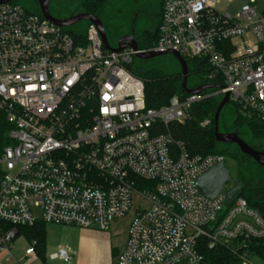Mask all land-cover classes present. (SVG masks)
Returning a JSON list of instances; mask_svg holds the SVG:
<instances>
[{
	"label": "built area",
	"instance_id": "2783aa9c",
	"mask_svg": "<svg viewBox=\"0 0 264 264\" xmlns=\"http://www.w3.org/2000/svg\"><path fill=\"white\" fill-rule=\"evenodd\" d=\"M220 3L162 0L156 43L120 52L93 23L82 43L17 2L0 4V116L10 125L0 153V253L38 220L107 231L134 208L116 264H202V241L233 252L229 264H256L249 241L264 238L263 215L242 196L227 203L226 189L202 194L197 178L223 156L190 153L170 129L195 103L226 93L264 121V9L257 0L235 12ZM148 51L205 58L207 84L220 87L148 107L144 82L128 69ZM25 254L31 261L33 242ZM56 256L69 259L63 248Z\"/></svg>",
	"mask_w": 264,
	"mask_h": 264
},
{
	"label": "trees",
	"instance_id": "16d2710c",
	"mask_svg": "<svg viewBox=\"0 0 264 264\" xmlns=\"http://www.w3.org/2000/svg\"><path fill=\"white\" fill-rule=\"evenodd\" d=\"M13 1L15 2V0ZM110 1L112 0H83L81 9L82 12L99 16L100 12ZM36 6L34 11H30L42 15L38 5ZM66 30L76 41L85 42V32L69 28ZM157 37L158 30H145L143 33L136 35V41L139 48H149L156 43ZM226 50H231V46H227ZM186 61L188 66V81L193 76L197 81V85H204L210 82L208 78L210 65L207 59L196 57L188 58ZM128 69L144 82L148 107L158 108L167 105L175 95L180 97L188 96V93L182 87V71L167 73L156 68L140 70L133 68L132 64L128 65ZM216 84L220 85V80H217ZM214 90H206L205 93ZM220 101L221 99L217 96H209L195 103L192 109V117L183 123H172L170 125L171 133L174 140L183 142L192 154H219L222 156L223 154H229L239 161V154L237 152L235 153L227 149L223 151L218 150V143L214 136V115ZM232 111L234 113V119L228 129L239 130L241 127L246 126L254 138L264 140V121L256 115L244 112L235 103H233ZM207 119L210 120V123L203 125L202 123ZM9 127L10 125L7 123L5 117L1 115L0 153L3 147L9 143L6 136V131ZM237 167L239 169V177L243 182L242 191L238 195L244 197L248 204L257 209L264 217V183L257 186L247 184L251 180L244 175L242 162L239 161ZM19 232L24 233L28 240L34 243V247L38 251L41 252L44 249L46 242L44 222H38L30 227H19ZM249 249L250 252L264 256V238L249 241ZM201 252L204 256L202 264H229L236 258L235 254L226 247L219 246L210 249L203 241Z\"/></svg>",
	"mask_w": 264,
	"mask_h": 264
},
{
	"label": "rangeland",
	"instance_id": "374dc122",
	"mask_svg": "<svg viewBox=\"0 0 264 264\" xmlns=\"http://www.w3.org/2000/svg\"><path fill=\"white\" fill-rule=\"evenodd\" d=\"M50 12L57 17L68 18L72 15L82 12L81 3L83 0H49ZM162 0H112L110 1L104 9L100 12V18L105 25L106 34L108 41L112 47H117L119 39L129 33L132 29L135 31L134 35L143 33L145 30L157 31V24L161 18ZM259 3V11L264 9V0H257ZM18 4L27 10L34 11L38 5L37 0H15ZM249 2V0H221L219 8L229 12H235L243 4ZM139 10H142L138 13ZM138 14V16H137ZM89 21L83 19L77 23L67 27L69 29L79 30L85 32L88 28ZM133 68L140 70H148L152 68L163 70L167 73H173L177 71H182L181 65L177 58L173 54H163L150 59H140L135 56L132 63ZM197 85L196 79L191 76L188 81V86L193 88ZM220 99L222 98L219 97ZM229 105L225 106L220 115V131L226 132L227 127L232 125L234 119V113L232 111L233 103L229 102ZM240 137L245 140L248 144L254 146L264 147V140L256 139L252 136L249 129L244 126L239 130ZM230 148L233 152L236 149L234 144L219 143L218 150L223 151ZM236 153V152H235ZM238 153V152H237ZM223 159H225V165L230 170L232 177L236 176L238 160L229 154H223ZM243 173L251 181L247 184L257 186L264 183V168L259 166L256 161L242 162ZM2 166L0 164V170ZM133 210H131L126 216L119 219V231L115 235V240H123L128 230V225L132 219ZM118 221V220H117ZM66 226H57L53 224L47 225V247L53 245V250H56L58 244H63L65 240L64 230ZM22 244L20 246L26 245L22 239ZM250 258L256 264H264V256L258 253L250 252ZM17 261L25 264L26 257L24 252L21 250L16 256ZM43 264L42 262L34 261L33 264ZM45 264H62L61 260L51 259L47 257Z\"/></svg>",
	"mask_w": 264,
	"mask_h": 264
},
{
	"label": "water",
	"instance_id": "95a60500",
	"mask_svg": "<svg viewBox=\"0 0 264 264\" xmlns=\"http://www.w3.org/2000/svg\"><path fill=\"white\" fill-rule=\"evenodd\" d=\"M13 0H0L1 3L11 2ZM39 10L42 16L49 20L50 22L63 27H69L78 21L86 19L89 23L96 25L104 46L115 52H120L127 48H133L138 50V44L134 35V31L121 37L119 39L117 47H112L108 41L106 34L105 25L102 22L101 18L98 15L88 14L81 12L75 15H72L68 18H61L54 16L49 9V0H37ZM163 54H173L179 61L182 68V87L188 94H200L205 90L219 88L220 85L210 83L204 84L197 87L188 86V66L187 61L179 53L168 51L165 53L148 51V52H138L136 54L140 59H150ZM229 103V95L226 93L221 99L217 110L214 115V136L217 142L225 143H235L239 147L240 151L245 155L253 158L261 166L264 167V152L256 150L245 140H243L238 132H221L220 131V115L223 108ZM198 190L207 197L215 198L218 194L223 192L224 189L227 190L226 202H231L232 198L238 195L243 188V182L238 174L235 177H232L230 170L225 165V159H222L219 163L211 167L208 171L200 175L196 180Z\"/></svg>",
	"mask_w": 264,
	"mask_h": 264
},
{
	"label": "crops",
	"instance_id": "0c3cea01",
	"mask_svg": "<svg viewBox=\"0 0 264 264\" xmlns=\"http://www.w3.org/2000/svg\"><path fill=\"white\" fill-rule=\"evenodd\" d=\"M159 9H162V1ZM159 23L156 26L157 28ZM119 219L120 218L116 219L112 223L110 229L107 231H103L98 228H80L72 225L45 223L46 242L45 247L41 252L35 248V254L31 256V261H27L25 249L27 248L30 241L24 233H20L11 252L0 253V264H23L17 261L16 258L21 250L24 252L26 257V261H24L25 264H33L34 261H40L45 264L47 257L61 260L62 264H116L117 257L124 250L128 239L127 230L123 240H115L114 234H117L119 231ZM38 222L43 221L38 220L37 223ZM48 224L66 226V229L64 230L65 240L63 244H58V246L55 247L57 248L56 250L52 249L53 245H50L49 248L47 247ZM22 239L25 242H28L24 246V250L23 246H20L23 243ZM60 248H63L67 251L69 255L68 260L56 256V253Z\"/></svg>",
	"mask_w": 264,
	"mask_h": 264
},
{
	"label": "flooded vegetation",
	"instance_id": "af4514ba",
	"mask_svg": "<svg viewBox=\"0 0 264 264\" xmlns=\"http://www.w3.org/2000/svg\"><path fill=\"white\" fill-rule=\"evenodd\" d=\"M142 10H139L138 11V13L139 12H141ZM137 16H138V14H137ZM132 31H134L133 29H132ZM131 31V32H132ZM135 32V31H134ZM231 126V125H230ZM226 132H238L239 133V131L238 130H234V129H228V127H227V130H226ZM225 133V132H224ZM240 135V134H239ZM218 144L219 143H225V142H217ZM226 144H234L235 145V147H236V149L237 150H235L234 152H238V154H239V161L240 162H246L248 159L250 160V161H255L253 158H251V157H249V156H245L241 151H240V149H239V147L237 146V144H235V143H226ZM252 147H254L256 150H258V151H262V152H264V147H259V146H254V145H252V144H250ZM227 150H230V148H228ZM233 151V150H232ZM259 166H261L258 162H256ZM263 167V166H262ZM264 168V167H263ZM239 169H238V167H237V173L236 174H238L239 175V171H238Z\"/></svg>",
	"mask_w": 264,
	"mask_h": 264
}]
</instances>
